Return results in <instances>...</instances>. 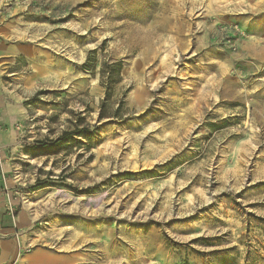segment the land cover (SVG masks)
Returning <instances> with one entry per match:
<instances>
[{
    "label": "rangeland",
    "instance_id": "rangeland-1",
    "mask_svg": "<svg viewBox=\"0 0 264 264\" xmlns=\"http://www.w3.org/2000/svg\"><path fill=\"white\" fill-rule=\"evenodd\" d=\"M1 49L28 246L264 264V0H0Z\"/></svg>",
    "mask_w": 264,
    "mask_h": 264
},
{
    "label": "crops",
    "instance_id": "crops-1",
    "mask_svg": "<svg viewBox=\"0 0 264 264\" xmlns=\"http://www.w3.org/2000/svg\"><path fill=\"white\" fill-rule=\"evenodd\" d=\"M4 51L0 50V146L7 141L5 124L11 122L7 112L10 108L9 101L4 93L1 76V57ZM3 128V129H2ZM1 186V182H0ZM4 196L0 189V264H72V254L65 251H57L43 245L28 246V240L32 235L26 233L31 218L26 214L17 213L11 216L7 211L8 205L4 202ZM29 237V239H28Z\"/></svg>",
    "mask_w": 264,
    "mask_h": 264
},
{
    "label": "built area",
    "instance_id": "built-area-1",
    "mask_svg": "<svg viewBox=\"0 0 264 264\" xmlns=\"http://www.w3.org/2000/svg\"><path fill=\"white\" fill-rule=\"evenodd\" d=\"M7 211L9 212V214H10L11 216H14V215H15V211L11 210V209L9 208V206H8V208H7Z\"/></svg>",
    "mask_w": 264,
    "mask_h": 264
},
{
    "label": "trees",
    "instance_id": "trees-1",
    "mask_svg": "<svg viewBox=\"0 0 264 264\" xmlns=\"http://www.w3.org/2000/svg\"><path fill=\"white\" fill-rule=\"evenodd\" d=\"M117 65V64H116Z\"/></svg>",
    "mask_w": 264,
    "mask_h": 264
}]
</instances>
